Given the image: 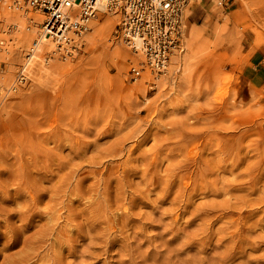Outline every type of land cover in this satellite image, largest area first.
<instances>
[{"label": "rangeland", "instance_id": "1", "mask_svg": "<svg viewBox=\"0 0 264 264\" xmlns=\"http://www.w3.org/2000/svg\"><path fill=\"white\" fill-rule=\"evenodd\" d=\"M23 2L0 0V264H14L33 248L49 253L59 234L34 240L48 227L69 237L72 252L52 247L62 264H89L93 232L78 237L65 216L122 240L117 229L124 206L153 224L123 228L138 264H264V82L254 81L245 66L264 47V0L188 4L182 50L160 73L114 40L118 16L100 13L88 20L74 56H58L49 39L33 54L28 78L10 84L43 18ZM164 186L170 190L159 198ZM97 201L104 213L95 219ZM181 204L187 207L182 214ZM172 215L175 224L165 230ZM146 230L158 239L148 241ZM23 238L34 243L27 247ZM115 247L97 255L96 264L129 259ZM35 260L25 264L46 263Z\"/></svg>", "mask_w": 264, "mask_h": 264}, {"label": "built area", "instance_id": "2", "mask_svg": "<svg viewBox=\"0 0 264 264\" xmlns=\"http://www.w3.org/2000/svg\"><path fill=\"white\" fill-rule=\"evenodd\" d=\"M23 1L26 7L43 16L40 30L51 38L54 43L52 51L61 58L77 53L89 19L100 13H112L118 16L114 40L140 52L144 56L143 65L160 73L165 70L170 57L182 50L183 9L198 0ZM32 51V47L27 49L25 58ZM130 70L131 73L138 71L133 67Z\"/></svg>", "mask_w": 264, "mask_h": 264}, {"label": "bare ground", "instance_id": "3", "mask_svg": "<svg viewBox=\"0 0 264 264\" xmlns=\"http://www.w3.org/2000/svg\"><path fill=\"white\" fill-rule=\"evenodd\" d=\"M24 3V2H23ZM24 6L26 5L25 3L23 4ZM36 11V10H35ZM40 35H39V33L37 34V37L34 39V41H36V43L33 45V43L27 48V49H30V47H32V49H33V51L30 53V55H28V57L27 58H25L22 62H21V64H17V66H16V69H15V72H14V75H13V78H12V81L13 82H10V84H13L15 81H19V80H23V79H25V78H28V76H27V72H30L31 71V68H33V66H32V64H31V61L33 62V59H32V56H33V54H35V52H37V51H39V50H37V49H40V47L41 46H43L42 44H46L47 42H49V39L51 40V38L50 37H41V36H45V35H43V32H42V30H40ZM40 40V41H39ZM33 41V42H34ZM37 41H39V44H37ZM52 41V40H51ZM39 45H41L40 47H39ZM45 47V46H44ZM43 47V48H44ZM42 48V47H41ZM41 50H43V49H41ZM40 53V52H39ZM38 53V54H39ZM144 57V56H143ZM149 69V68H148ZM150 70V69H149ZM21 71V73H19ZM151 71V70H150ZM151 72H155V71H151ZM156 73V72H155ZM15 85H17V83L15 84ZM9 88V87H8ZM9 92H11V91H9ZM8 91L7 92H5V93H9ZM5 93H3V94H5ZM2 94V95H3ZM51 132V131H50ZM59 135V134H58ZM54 136V135H53ZM58 138H59V136H58ZM249 174V173H248ZM185 188H182V189H180V191H181V194H180V192L178 193V194H180V197H182V198H184V196H185V190H184ZM169 190H170V187L169 186H164L163 188H162V194H161V197H159V198H163V196H165L168 192H169ZM150 191V189H146V192H149ZM132 192V191H131ZM133 192H139L140 194H142L144 191H142V190H134ZM119 193V192H118ZM145 194V193H144ZM148 195V194H147ZM159 196V195H158ZM179 198V197H178ZM94 199V198H93ZM92 199V200H93ZM156 199H158V197H156ZM135 200V198H134V193L132 194V195H129V202H133ZM182 202H183V199H180ZM56 201V200H55ZM160 201H161V199H160ZM179 201V200H178ZM184 201H185V199H184ZM186 202V201H185ZM55 203V202H54ZM53 203V204H54ZM57 203V202H56ZM99 202L97 201V203H96V205H95V207H94V209L92 210L94 213H93V216L95 217V219H97L98 217H99V215H101V213H104V209H103V205L101 204V203H99ZM181 203V202H180ZM93 204H95V202H93ZM102 206H101V205ZM104 204V203H103ZM124 205V204H123ZM55 206H57V205H55ZM92 206V205H91ZM151 206H153V205H151ZM58 207V206H57ZM57 207H56V209H57ZM122 207V206H121ZM154 207V206H153ZM54 209V208H53ZM106 209V208H105ZM151 209L153 210V208L151 207ZM173 209V208H172ZM186 209H187V207L185 206V205H183V204H181V205H179V212L182 214L183 212H185L186 211ZM252 209V208H251ZM55 210V209H54ZM75 210H77V209H75ZM107 211H108V209H106ZM129 211V209H127V207L125 208V206H124V208L121 210V213L118 215L119 217H121L122 218V220H121V223H120V225L118 226V228L119 229H117V230H119V234H121V239L122 240H116L115 238H110V234L108 233V234H100V232L98 231V227H97V225H95V224H93V223H86V224H84L83 226H75L76 224H72V218L70 217V216H68V215H66L65 216V218H64V221H65V223L66 224H71V225H73V229H71L70 227H67L66 229H71V232L72 231H74V232H76L77 233V236L79 237V236H84V234L83 233H85L86 235H87V233H90V232H93V235H91L90 237H86L88 240H89V243H88V245H89V250H91L92 252V254H93V257L95 258L92 262H90L89 264H96L97 263V261H98V258H97V255H104V254H106V256H107V254L108 253H110V251H112V249H113V247H115V245H118V247H120V249L121 248H123V249H121V251L123 252V250H126V252H127V254L129 255V259H125V258H122V259H120L119 261H117V262H119L120 264H138V263H136L135 262V260L133 261V257H131V253H136V251H133L132 252V249L131 248H129V245H127L126 244V242H124V239H127V232L125 233L126 235H123V233L125 232V230L127 229L126 228V226L127 225H133V223L134 222H136V221H140L142 224L141 225H144V226H146V228H148V227H153V224H152V222H150L151 220H149V217L147 216H145L144 217V215H143V218L140 216V217H138V218H136V217H134V216H131L130 215V212H128ZM140 211V210H139ZM252 211V210H251ZM253 212V211H252ZM90 213V212H89ZM88 213V214H89ZM108 213H109V211H108ZM169 213L170 212H168V215H169ZM250 213V212H249ZM147 214H149V213H147ZM149 215H151V214H149ZM171 215V214H170ZM177 215V214H176ZM117 216V215H116ZM47 217H50V215H48ZM109 217V216H108ZM114 217H115V214H114ZM152 217V216H151ZM20 218H21V220L22 221H24L25 223H28L29 222V218L27 217V216H25L24 214H22L21 216H20ZM52 218V217H51ZM55 218H57L58 219V217L56 216ZM89 218H91V217H89ZM171 219H170V222L168 223V224H166L165 226V230H168V231H171V224L175 221V219H176V217H174L173 215L170 217ZM103 219V218H102ZM89 220V219H88ZM92 220V219H91ZM109 220V218H107V220L106 221H108ZM111 220H113V219H111ZM110 220V221H111ZM149 220V221H148ZM153 220V219H152ZM157 220H159V218L157 219ZM262 220H264V219H262ZM52 221V220H51ZM63 221V222H64ZM154 221V220H153ZM261 221V220H260ZM57 222V221H56ZM94 222V221H93ZM99 222V221H98ZM113 222V221H112ZM140 222H139V224H140ZM161 222V221H160ZM177 222V221H176ZM237 222V221H236ZM236 222H235V224H236ZM242 222V221H241ZM253 222H255V221H253ZM154 223V222H153ZM183 223V222H182ZM209 223H210V221H209ZM208 223V224H209ZM233 223H234V221H233ZM262 223H264V222H262ZM107 224V223H106ZM105 224V225H106ZM110 224H111V222H110ZM162 224H163V222H162ZM173 224H175V223H173ZM242 224V223H241ZM259 224V223H258ZM261 224V223H260ZM44 225H46V224H44ZM48 225V224H47ZM58 225V224H57ZM61 225V224H60ZM102 225V224H101ZM100 225V223H99V226H101ZM160 225H161V223H160ZM160 225H159V228H160ZM243 225V224H242ZM256 225V224H255ZM262 225H264V224H262ZM25 226H27V225H25ZM29 226V225H28ZM62 226V225H61ZM106 226H110V225H106ZM105 226V228H107L108 229V227H106ZM148 226V227H147ZM162 226V225H161ZM237 226V225H236ZM261 226V225H260ZM114 227L115 226H113L112 224H111V226L109 227V229L110 230H112V229H114ZM129 227V226H128ZM181 227V226H180ZM208 227V226H207ZM238 227H239V225H238ZM247 227V226H246ZM46 228V227H45ZM101 228H102V226H101ZM123 228H125V230H123ZM182 228V227H181ZM221 228V227H220ZM237 228V227H236ZM240 228V227H239ZM238 228V229H239ZM249 228V227H248ZM57 229V228H56ZM54 227H48V229L47 230H43L42 229V231L41 232H39L40 233V239H39V237H38V239L36 238V237H34V240H36L37 242L38 241H42L43 240V238H44V236L45 235H47L48 233H51V234H53L52 232H54V234L55 235H57V234H59L61 237H62V239L61 240H57V238L55 237V239L53 240V241H51V244H49V242H47L50 246V251H49V253H45V254H43V255H40V253H38V251H37V248H33V250H32V253H28V251L25 253V255H23V256H21V254H20V252L18 253V255L20 254V256L21 257H19L18 259L19 260H17V262H15L14 264H25L26 262L28 263V261L30 260V259H32V258H35L36 260L35 261H43V262H46L47 264H62V262H61V259L62 258H60L59 256H58V253L56 252V251H54L53 249H52V247L53 248H57L58 247V249H59V247H62V246H66V249L68 250V251H71L72 252V245H70V244H68L67 243V240H69V237H67V233L65 232V231H63V230H59V227H58V230H56ZM61 229V228H60ZM68 229V230H69ZM107 229H106V232H107ZM108 229V230H109ZM151 229V228H150ZM173 230H174V227L172 228ZM17 230H20V229H17ZM128 230V229H127ZM136 230H137V228H136ZM140 230V229H139ZM143 230H145V228L143 229ZM205 231H207L206 229H204ZM203 230V231H204ZM67 231V230H66ZM70 231V230H69ZM114 230H112V232H113ZM235 231V230H234ZM19 232V231H18ZM131 232H132V229H131ZM140 232H141V230H140ZM143 232V231H142ZM145 232H147V233H144V234H147V235H145L146 236V238L148 239V241H149V239H151V240H153L154 241V239H152V238H156L155 236L153 237V235L151 234V235H148V231L146 230ZM160 232V231H159ZM215 232V231H214ZM217 232V231H216ZM215 232V233H216ZM227 232V231H226ZM231 232V231H230ZM103 233V232H102ZM111 233V232H110ZM130 233V232H129ZM132 233H134V235H135V232H132ZM132 233L130 234V236L132 235ZM174 233H176V232H174ZM183 233V232H182ZM249 233V232H248ZM72 234V233H71ZM159 234V233H158ZM158 234H157V236H158ZM181 234V233H180ZM207 234H208V232H207ZM222 234V233H221ZM220 234V235H221ZM230 234H232V233H230ZM50 235V234H49ZM155 235V234H154ZM164 235V234H163ZM178 235H179V233H178ZM225 235H226V233H225ZM239 235V234H238ZM70 236V235H69ZM87 236H89V235H87ZM119 236V235H118ZM142 236V235H141ZM173 236V235H172ZM171 236V237H172ZM214 236V235H213ZM245 236V235H244ZM248 236V235H247ZM14 237V239H15V236H13ZM17 237H19V236H17ZM116 237V236H115ZM135 237V236H134ZM207 237V236H206ZM205 236H204V238H206ZM225 237H227V236H225ZM231 237H232V235H231ZM229 238V239H233V240H235L234 238ZM249 237V236H248ZM20 238V237H19ZM18 238V239H19ZM59 238V237H58ZM175 238V237H174ZM176 238H177V236H176ZM183 238V237H182ZM204 238L203 237H200V238H198V242H200V241H203L204 240ZM228 238V237H227ZM238 238H240L239 236H238ZM246 238V237H245ZM17 239V238H16ZM51 239H52V237H51ZM75 239V238H74ZM77 239V238H76ZM135 239V238H134ZM140 239V238H139ZM139 239H138V241H139ZM156 239H158V238H156ZM172 239V238H171ZM223 239V238H222ZM13 240V239H12ZM48 239H47V237L44 239V241L46 242ZM140 240H142V239H140ZM174 240V239H173ZM172 240V241H173ZM197 240V239H196ZM206 240V239H205ZM204 240V241H205ZM18 241V240H17ZM71 241V240H70ZM74 241V240H73ZM77 241V240H76ZM75 241V242H76ZM153 241H152V243H153ZM171 241V240H170ZM8 242V241H7ZM15 242V241H14ZM75 242H72L73 243V245H74V243ZM84 242H86V241H84ZM135 242V241H134ZM145 242V241H144ZM169 242V241H168ZM167 242V243H168ZM222 242V241H221ZM239 242V241H238ZM247 242V241H246ZM245 242V243H246ZM17 243V242H16ZM23 243L24 244H26L27 245V247H30L34 242L32 241V240H30L29 238L26 240V238H23ZM142 243V242H141ZM147 243V242H146ZM151 243V242H150ZM165 243V242H164ZM164 243L162 244V242H161V244L164 246ZM166 243V244H167ZM201 243V242H200ZM248 243H249V241H248ZM42 244V243H41ZM166 244H165V246L164 247H166ZM169 244V243H168ZM173 244V243H172ZM182 244V243H181ZM202 244V243H201ZM230 244V243H229ZM9 245V244H8ZM47 245V244H46ZM141 245V244H140ZM144 245H148V244H144ZM152 245V244H151ZM234 245V244H233ZM236 245V244H235ZM242 245V244H241ZM245 245H247V243L245 244ZM77 246V245H76ZM133 246V245H132ZM153 246V245H152ZM174 246H178V245H174ZM33 247V246H32ZM48 247V248H49ZM135 247H137V246H135ZM171 247V246H170ZM180 247H181V245H180ZM183 247V246H182ZM236 247V246H235ZM6 248H7V246H6ZM44 248V247H43ZM116 248V247H115ZM114 248V249H115ZM173 248V247H172ZM135 249V248H134ZM137 249V248H136ZM179 249H181V248H179ZM235 249V248H234ZM63 250V249H62ZM64 250H65V248H64ZM138 250V249H137ZM164 250H166V251H168L167 249H164ZM169 250L171 251V250H174V249H170L169 248ZM232 250V249H231ZM61 251V250H60ZM94 251H96V252H94ZM139 251V250H138ZM137 251V252H138ZM46 252V251H45ZM59 252V251H58ZM70 252V253H71ZM75 251H73V253H74ZM79 252V251H78ZM87 252V251H86ZM85 252V253H86ZM118 252V251H117ZM144 252V251H143ZM148 252H149V250H148ZM156 252V251H155ZM160 252H162V251H160ZM175 252H177V251H175ZM182 252H183V250H182ZM23 253V252H22ZM69 253V252H68ZM67 253V254H68ZM113 253V252H112ZM119 253V252H118ZM164 252H162V254H163ZM184 253V252H183ZM67 254H64V255H67ZM88 254V253H87ZM91 254V255H92ZM124 254V253H123ZM142 254V253H141ZM161 254V253H160ZM165 254V253H164ZM175 254V253H174ZM173 254V255H174ZM180 254V253H179ZM223 254V253H222ZM229 254V253H228ZM231 254V253H230ZM229 254V255H230ZM69 255V254H68ZM67 255V256H68ZM83 255H84V253H83ZM125 255V254H124ZM137 255V254H136ZM136 255H134V259L135 258H137V257H135ZM140 255V254H139ZM139 255H138V258H140L139 257ZM85 256V255H84ZM116 256V255H115ZM148 256V255H147ZM161 256V255H160ZM163 256V255H162ZM161 256V257H162ZM180 255H178V257H179ZM219 256H222V255H219ZM6 257V256H5ZM65 257V256H64ZM77 257H79V255L77 256ZM81 257V256H80ZM110 257V256H109ZM125 257V256H124ZM149 257V256H148ZM173 258H174V256H172ZM228 257V256H227ZM82 258V257H81ZM97 258V259H96ZM118 258H119V256H118ZM143 258V257H142ZM142 258H140L141 260H142ZM152 258V257H151ZM220 258V257H219ZM222 258V257H221ZM8 259V258H7ZM102 259V258H101ZM131 259V260H130ZM153 259V258H152ZM161 259V258H160ZM63 260V259H62ZM82 260V259H81ZM112 261H113V259H111ZM115 260V259H114ZM117 260V259H116ZM137 260H139V259H137ZM140 260V261H141ZM143 260H145V258H143ZM142 260V261H143ZM150 260V259H149ZM172 260V259H171ZM175 260H177V259H175ZM220 260V263H221V259H219ZM218 260V261H219ZM34 261V260H33ZM151 261V260H150ZM157 261H159V260H157ZM163 261H164V259H163ZM180 260H178V262H179ZM67 262H69V261H67ZM144 262V261H143ZM153 262V261H152ZM152 262L150 263V264H152ZM173 262H174V259H173ZM31 264H32V262H30ZM29 263V264H30ZM34 263V262H33ZM45 263V264H46ZM66 263V262H65ZM113 263H116V262H114L113 261ZM118 263V264H119ZM145 264H146V262H144ZM144 263H142V264H144ZM148 263V262H147ZM156 263V262H155ZM180 263V262H179ZM182 263V262H181ZM186 263V262H185ZM44 264V263H43ZM109 264V263H108ZM140 264H141V262H140ZM154 264V263H153ZM156 264H158V263H156ZM183 264H184V262H183Z\"/></svg>", "mask_w": 264, "mask_h": 264}, {"label": "crops", "instance_id": "4", "mask_svg": "<svg viewBox=\"0 0 264 264\" xmlns=\"http://www.w3.org/2000/svg\"><path fill=\"white\" fill-rule=\"evenodd\" d=\"M251 78L258 83L264 82V47H257L245 61Z\"/></svg>", "mask_w": 264, "mask_h": 264}]
</instances>
